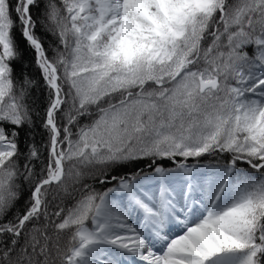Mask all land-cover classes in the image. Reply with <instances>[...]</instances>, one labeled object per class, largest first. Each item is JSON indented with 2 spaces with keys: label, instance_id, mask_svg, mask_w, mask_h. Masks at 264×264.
<instances>
[{
  "label": "snow or ice",
  "instance_id": "1",
  "mask_svg": "<svg viewBox=\"0 0 264 264\" xmlns=\"http://www.w3.org/2000/svg\"><path fill=\"white\" fill-rule=\"evenodd\" d=\"M0 264H264V0H0Z\"/></svg>",
  "mask_w": 264,
  "mask_h": 264
}]
</instances>
